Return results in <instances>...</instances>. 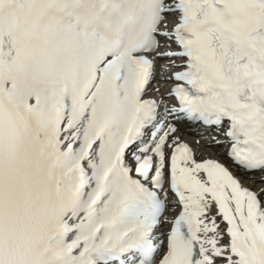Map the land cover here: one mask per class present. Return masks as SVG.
Masks as SVG:
<instances>
[{"label":"snow or ice","instance_id":"1","mask_svg":"<svg viewBox=\"0 0 264 264\" xmlns=\"http://www.w3.org/2000/svg\"><path fill=\"white\" fill-rule=\"evenodd\" d=\"M254 175L264 0H0V264H264Z\"/></svg>","mask_w":264,"mask_h":264},{"label":"bare ground","instance_id":"2","mask_svg":"<svg viewBox=\"0 0 264 264\" xmlns=\"http://www.w3.org/2000/svg\"><path fill=\"white\" fill-rule=\"evenodd\" d=\"M170 19H174V18L170 17ZM160 82L161 83L159 84V87L162 90L160 94H162L163 97H167L169 92L166 91L165 88L163 87L164 86L163 81L160 80ZM181 131H182L181 133H178L181 139L191 144V146L194 149H196L198 153H200L197 156L198 160L203 161L205 159H210L211 157H214V156L219 157L224 154L221 150V147H220L221 145L215 146V147H209V145L212 144L211 139L203 141L202 144L200 143L203 140V137L201 136L203 132H193L189 125H182ZM250 180H254V179H250ZM170 208H171V203H170Z\"/></svg>","mask_w":264,"mask_h":264}]
</instances>
